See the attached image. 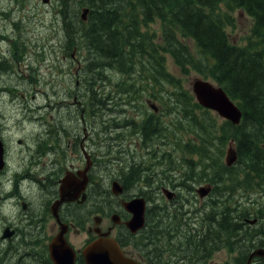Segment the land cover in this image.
I'll return each instance as SVG.
<instances>
[{"label":"flooded vegetation","instance_id":"af4514ba","mask_svg":"<svg viewBox=\"0 0 264 264\" xmlns=\"http://www.w3.org/2000/svg\"><path fill=\"white\" fill-rule=\"evenodd\" d=\"M1 1L0 36L7 34L9 39L2 36L0 43L9 45L20 44L18 37L30 32L18 17L22 10L40 12V6L55 5L62 11L59 0H6L14 3L12 12ZM13 11L17 21L11 18ZM6 18L12 27L5 24ZM78 50L75 46L71 67L58 63L52 72L79 77L75 80L79 89H70L74 102H58L55 118L41 115L26 145L19 138L15 146L9 145L10 131L0 112L5 160L0 170V264H87L85 249L110 237L139 264H264V203L254 199L264 196V190H247L252 202L246 198V213L239 210L242 199L227 195L234 199L233 208L223 214L227 196L219 161L207 167L201 153L179 150L197 136L175 127V122L187 120L183 114L175 115L172 88L137 87L134 95L116 93L118 88L108 81L113 71L107 64V79L99 87L102 102L96 107L93 80L84 71ZM54 107L49 104L44 112ZM63 110L69 115H60ZM182 134L189 135L184 139ZM66 180L71 193L62 199ZM139 198L146 201L145 222L132 231L127 222L133 215L125 203ZM226 221L229 228L223 229Z\"/></svg>","mask_w":264,"mask_h":264},{"label":"trees","instance_id":"16d2710c","mask_svg":"<svg viewBox=\"0 0 264 264\" xmlns=\"http://www.w3.org/2000/svg\"><path fill=\"white\" fill-rule=\"evenodd\" d=\"M64 4L61 15L67 47L72 52L75 46L83 45L91 56L85 71L93 80L95 104L102 102L99 87L105 81L107 64L113 70L109 84L116 75L114 70L129 77L114 81L119 89L116 93L134 95L138 86L158 91L171 85L175 115L183 114L187 120L180 121L178 129L197 136L182 149L201 153L207 167L219 161L225 196L232 193L230 198L250 199L247 190H264V0H78L75 5L66 0ZM82 6L90 8L86 22L81 19ZM237 9L253 19L244 44L232 43L228 32L235 26ZM155 22H159V33L151 30ZM167 55L181 73L195 71L221 85L242 110L241 122L219 120L213 111L202 107L192 91L185 89L181 77L168 71ZM212 138L216 139L208 143ZM231 141L239 159L229 167L224 157L225 146ZM230 198L227 196L221 207L225 215L233 208L227 206L233 205ZM247 208L242 201L239 210L246 213ZM228 223H223V229L229 228Z\"/></svg>","mask_w":264,"mask_h":264},{"label":"rangeland","instance_id":"374dc122","mask_svg":"<svg viewBox=\"0 0 264 264\" xmlns=\"http://www.w3.org/2000/svg\"><path fill=\"white\" fill-rule=\"evenodd\" d=\"M59 1L61 2L62 7L61 12H63L65 11L64 3L66 0ZM74 1L75 2H72L71 5H75L78 0ZM1 2L4 8L12 12L14 3L7 2L6 0ZM84 7L86 6L81 7V15ZM61 12H58L55 5H51L49 7L40 6V12H36L32 9L22 10V13L18 17L21 19L23 25H27L26 29L30 31L29 34L26 33L24 36L21 35L18 37V39H20V44L10 43L9 45V41H2V43H0V65L9 66L8 68H10V72H12L9 73V71H7L5 73L0 69V112L3 113L4 116H2L5 120L4 124L7 126L5 128L10 131V133H8V137L10 140L9 145L11 146H15V144H17V141L15 140L18 138L21 140V143L22 140L24 141V145H26L25 140H32L31 133L35 131L34 126L37 124V120L40 116L44 114L49 118L53 115L55 118V108L58 106L57 103L63 100L74 102L73 96H71V98L69 97L71 93L70 89L75 90L80 87V85L75 83V80L77 78L79 79L75 73H72L71 75H66L64 73H52L54 66L58 65V63L62 67H71L70 62L74 63L75 61L72 54L74 49L71 52V50L67 47L69 45V40L65 34ZM234 16L236 18L235 26L228 28L231 42L235 44H244L246 43V37L252 28L253 19L250 15L245 13V11L240 9H237L234 12ZM18 17L16 11L11 13V18H13L14 21H17ZM5 24L8 27H12L8 18H6ZM151 30H158L159 33V22L153 23L151 25ZM9 33L11 35L14 34L12 30H10ZM2 36H6L9 39L7 34L1 33L0 38H2ZM190 45L192 46V43ZM77 47L81 49V51L78 50L76 54L80 57L81 62H83L82 65L85 71L87 60L91 56H89L88 50L85 46L82 45ZM44 49H46L49 54L46 58H44ZM74 66L77 67L78 64L76 63ZM167 68L169 72H172V74L181 77L185 89L191 90L192 93L194 92L192 87L194 86L195 81L202 78L201 75L195 71H191L188 74L181 73L179 66L175 64L174 59L170 55H167ZM117 73H119V75L113 73L116 74L114 75L116 77L115 81L122 80L123 77L129 78L124 76L118 70ZM68 78L70 79L69 82ZM106 79L107 78L104 77V80ZM83 80L88 82L89 79L88 77H82V81ZM209 81L214 82L210 79ZM30 82L37 84V89H35L34 93L32 91L33 86H31ZM99 82H101V80H99ZM111 82L112 84H110V86L116 87L114 85V80ZM214 83L216 84V82ZM1 87L11 88L14 92H4ZM170 88H172L171 85ZM78 97L80 98V95H78ZM84 101H87V99H84ZM22 104H27V106ZM49 104L52 106L55 105V107L52 111L48 110L46 113L44 112V107H47ZM21 105L24 108H20ZM66 106L70 108L69 105ZM66 111L67 110H63V113H60V115H69V112L67 113ZM198 113L202 114L201 111H198ZM212 115L216 118L218 117V114L215 112H213ZM101 119L102 116L98 118V120ZM221 119L222 118L219 120ZM112 123V121L108 122L109 125ZM179 123L180 121L176 122L175 127L180 125L182 126V124ZM189 133L196 135L195 132ZM182 135H185L182 136L185 139L189 134ZM215 139L216 138H212V140L209 139L208 143L213 142ZM176 141L177 140H175V142ZM179 150L183 149L180 148ZM32 151L34 152L33 149H31V152ZM26 153H28V149H26ZM261 195L262 193L254 197V199L264 203V196ZM238 198L247 203L246 197L238 196ZM227 204L228 207H233V205L231 206L229 203ZM213 236L216 237L214 234Z\"/></svg>","mask_w":264,"mask_h":264},{"label":"water","instance_id":"95a60500","mask_svg":"<svg viewBox=\"0 0 264 264\" xmlns=\"http://www.w3.org/2000/svg\"><path fill=\"white\" fill-rule=\"evenodd\" d=\"M88 12L89 8L83 9V19L87 18ZM192 88L196 99L201 105L215 110L221 117L235 124L241 122L243 115L242 110L221 85L201 78L195 81ZM225 158L228 166H232L238 159V151L233 141L229 142L226 148ZM4 166V147L0 139V170L3 169ZM65 184L63 185V195L71 193V189ZM114 192L120 194L122 190L115 189ZM205 192L208 193L209 188H206V190H204V193ZM125 207L133 215L127 222V226L132 231H137L142 228L145 222L146 201L143 198L134 199L126 202ZM113 221L115 223L119 222L117 216H113ZM84 253L87 264H139V262L125 256L118 242L112 237L95 240L85 249ZM60 263L64 264V262Z\"/></svg>","mask_w":264,"mask_h":264},{"label":"bare ground","instance_id":"6f19581e","mask_svg":"<svg viewBox=\"0 0 264 264\" xmlns=\"http://www.w3.org/2000/svg\"><path fill=\"white\" fill-rule=\"evenodd\" d=\"M84 8H89L88 6H86V7H84ZM83 8V9H84ZM77 11V10H76ZM89 11H90V8H89ZM82 13H83V11H82ZM88 14H89V12H88ZM88 14H87V18L86 19H83V17H82V15H81V19L83 20V21H87L88 20ZM71 18V17H70ZM72 19V18H71ZM9 66H7V65H0V69L1 70H3V72H7V71H9V73H12V72H10L11 71V69L10 68H8ZM139 87H141V86H138V88ZM90 89V88H89ZM144 89V88H143ZM143 89H140V90H143ZM139 90V89H138ZM137 90V91H138ZM142 92V91H141ZM200 104V103H199ZM201 105V104H200ZM202 107H204V108H206V109H209V110H211V111H213V112H215L216 114H218L215 110H213V109H210V108H207V107H205V106H203V105H201ZM96 107H97V104H96ZM218 116L220 117V118H222V119H225V118H223V117H221L220 116V114H218ZM243 116V115H242ZM225 120H228V119H225ZM242 120V119H241ZM154 121V120H153ZM230 121V120H229ZM232 122V121H231ZM233 123V122H232ZM152 124V123H151ZM154 124V123H153ZM235 124V123H234ZM155 125H157V124H155ZM153 141V140H152ZM154 142V141H153ZM235 143V142H234ZM238 159H239V155H238ZM238 159L236 160V162L232 165V166H234L237 162H238ZM225 163H226V158H225ZM227 164V163H226ZM232 166H229V167H232ZM174 167V166H173ZM176 169V168H175ZM192 170H193V168H191ZM197 170V169H196ZM193 172H195V171H193ZM192 172V173H193ZM183 176V175H182ZM187 176V175H186ZM182 178V177H181ZM177 179V178H176ZM181 184V183H180ZM68 188H70L69 187V182L67 183L66 182V184H65ZM155 185V184H154ZM142 189V188H141ZM147 189V188H146ZM61 191H63V186H62V190ZM145 193V192H144ZM149 193V192H148ZM68 195H70V193L69 194H67V195H63V193H62V199H66V198H68ZM134 200V199H133ZM250 201L252 200L251 198L249 199ZM132 201V200H131ZM252 202V201H251ZM252 204V203H251ZM254 204V203H253ZM109 205V204H108ZM112 206V205H111ZM217 206V204L215 203V206L214 207H216ZM109 206H107V208H108ZM110 209H111V207H110ZM155 214V213H154ZM183 223V222H182ZM184 225V224H183ZM175 230H177L176 228H175ZM211 232H209V234H210ZM214 233V232H213ZM180 234V233H179ZM202 234V233H201ZM158 235V234H157ZM174 235H176V234H174ZM173 236V235H172ZM171 236V237H172ZM155 237V236H154ZM181 237V236H180ZM182 238V237H181ZM169 239H171V238H169ZM180 239V238H179ZM174 240V239H173ZM183 240V239H182ZM179 241V240H178ZM204 241V240H203ZM206 242V241H205ZM207 243V242H206ZM246 243V242H245ZM214 244V243H213ZM204 246V245H203ZM205 246H206V244H205ZM239 246V245H238ZM247 246V245H246ZM210 247V246H209ZM212 247V246H211ZM245 247V246H244ZM203 248H205V247H203ZM207 248V247H206ZM213 249H214V247H212ZM240 248V247H239ZM202 249V248H201ZM211 249V248H210ZM212 250V249H211ZM214 251V250H213ZM215 252V251H214ZM198 253V252H197ZM209 253V252H208ZM208 253L206 254V255H208ZM243 253V252H242ZM200 254H201V252H200ZM213 254V253H212ZM210 255V254H209ZM204 258V257H203ZM206 259V258H205ZM185 263V262H184Z\"/></svg>","mask_w":264,"mask_h":264}]
</instances>
